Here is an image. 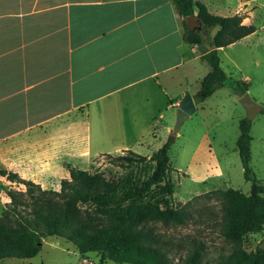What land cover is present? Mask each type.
Masks as SVG:
<instances>
[{
    "label": "crops",
    "instance_id": "1",
    "mask_svg": "<svg viewBox=\"0 0 264 264\" xmlns=\"http://www.w3.org/2000/svg\"><path fill=\"white\" fill-rule=\"evenodd\" d=\"M196 1L256 26L219 53L264 31V0ZM184 19L172 0H0V166L48 188L100 155H152L186 93L195 112L207 99L211 46Z\"/></svg>",
    "mask_w": 264,
    "mask_h": 264
},
{
    "label": "trees",
    "instance_id": "2",
    "mask_svg": "<svg viewBox=\"0 0 264 264\" xmlns=\"http://www.w3.org/2000/svg\"><path fill=\"white\" fill-rule=\"evenodd\" d=\"M172 1L182 16L196 14L202 21L201 30L190 31L184 19V38L188 43L201 45L208 30L218 28L211 39V49L202 54L212 70L194 96L199 103L224 87L229 78L221 65L219 49L255 32L256 26L243 24L240 15L212 14L200 1ZM231 88L241 96L248 91L249 83L235 80ZM261 113H264V106ZM239 128L237 147L244 177L251 181V191L245 194L233 187L220 191L223 199L221 232L233 247L228 255L220 256L218 264H264V247L251 251L243 247L244 236L264 226V182L255 177L251 166L252 120L242 118ZM172 139L150 156L129 151L128 162H149L152 171L142 180L126 183L119 192L111 189L102 177H90L82 169L72 171L70 180H62V190L54 191L44 190L33 181L0 168L1 175L25 184L27 192L32 193L33 187L39 190L31 195L30 216L22 220L20 228L4 224L0 217V260L33 258L42 250L43 237L64 236L82 251H99L102 260L109 257L117 262L134 264H203L202 242L195 241L193 250L175 260L164 251L156 232L157 223L182 224L189 214L186 207L177 208L171 204L174 184L168 178V171ZM17 194L21 193H12L14 200ZM87 204L96 208H122L121 214L110 219L97 217L87 207H82Z\"/></svg>",
    "mask_w": 264,
    "mask_h": 264
},
{
    "label": "rangeland",
    "instance_id": "3",
    "mask_svg": "<svg viewBox=\"0 0 264 264\" xmlns=\"http://www.w3.org/2000/svg\"><path fill=\"white\" fill-rule=\"evenodd\" d=\"M212 30L215 31V28L207 32L208 44H211L214 35ZM243 43L219 53L221 65L229 76L226 85L217 89L204 101V108H200L183 123L178 136L172 135L173 129L165 130L164 141L157 140L153 146L155 152L173 138L168 171V178L174 184L171 204L177 208L186 207L189 211L182 224H156V232L164 251L175 260L184 258L193 250L195 241L203 243V264H218L221 255H228L233 246L221 232L223 199L220 191L230 187L245 194L251 191V181L244 177L237 148L239 122L247 117V112L231 85L235 80H248L249 94L264 106V31ZM251 135V166L255 177L264 182V113H258L252 120ZM130 155L129 151L100 155L86 168L76 167L71 172L82 169L90 177L100 176L111 189L119 192L126 183L134 179L142 180L152 171V164L149 162H128L126 157ZM0 168L5 169L3 166ZM218 171L223 172L220 178L205 179L202 182L197 180L199 174H215ZM67 179L70 180L71 176ZM62 180L57 187L48 188L33 182L44 190L61 191ZM33 189L29 193L25 184L0 174V217L4 224L21 227L22 220L30 216L31 195L39 191L35 187ZM13 192L21 194H17V199L14 200ZM82 207H87L90 213L104 219L118 217L122 209L96 208L89 204ZM243 247L248 251L264 247V226L246 234ZM0 264L134 263L117 262L109 257L102 260L99 251H82L76 243L64 236H45L42 238V250L35 257L5 258L0 260Z\"/></svg>",
    "mask_w": 264,
    "mask_h": 264
},
{
    "label": "water",
    "instance_id": "4",
    "mask_svg": "<svg viewBox=\"0 0 264 264\" xmlns=\"http://www.w3.org/2000/svg\"><path fill=\"white\" fill-rule=\"evenodd\" d=\"M188 29L190 31L201 30L203 27L202 21L196 14H192L185 17ZM240 103L245 107L247 112V119L253 120L254 117L261 112L262 105L257 103L249 92H245L239 97ZM196 104L190 92H187L186 95L182 98L179 103L175 124L173 127L172 135L175 137L178 131L181 129L183 123L189 118L190 115L195 113Z\"/></svg>",
    "mask_w": 264,
    "mask_h": 264
}]
</instances>
